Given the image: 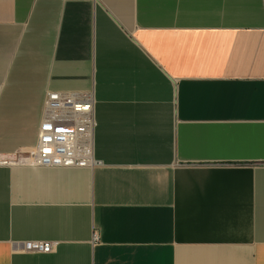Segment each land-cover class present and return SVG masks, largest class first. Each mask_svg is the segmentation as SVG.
Masks as SVG:
<instances>
[{
    "label": "crops",
    "instance_id": "0c3cea01",
    "mask_svg": "<svg viewBox=\"0 0 264 264\" xmlns=\"http://www.w3.org/2000/svg\"><path fill=\"white\" fill-rule=\"evenodd\" d=\"M48 91L98 165L0 167V264H264V0H0V153Z\"/></svg>",
    "mask_w": 264,
    "mask_h": 264
},
{
    "label": "built area",
    "instance_id": "2783aa9c",
    "mask_svg": "<svg viewBox=\"0 0 264 264\" xmlns=\"http://www.w3.org/2000/svg\"><path fill=\"white\" fill-rule=\"evenodd\" d=\"M95 97L88 92H50L45 96L36 144L15 153H0V167L93 169ZM98 237L94 236V241ZM55 244L26 242L28 253H51Z\"/></svg>",
    "mask_w": 264,
    "mask_h": 264
}]
</instances>
